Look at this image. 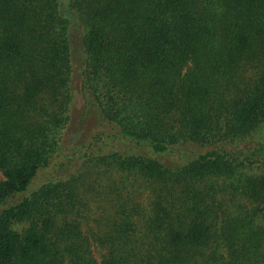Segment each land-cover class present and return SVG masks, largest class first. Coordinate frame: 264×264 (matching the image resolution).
<instances>
[{"label":"trees","instance_id":"16d2710c","mask_svg":"<svg viewBox=\"0 0 264 264\" xmlns=\"http://www.w3.org/2000/svg\"><path fill=\"white\" fill-rule=\"evenodd\" d=\"M0 175V264H264V0H0Z\"/></svg>","mask_w":264,"mask_h":264},{"label":"rangeland","instance_id":"374dc122","mask_svg":"<svg viewBox=\"0 0 264 264\" xmlns=\"http://www.w3.org/2000/svg\"><path fill=\"white\" fill-rule=\"evenodd\" d=\"M74 101V106L69 112V122L63 131V138L68 140V144L71 145L70 149L66 150L60 157L54 158L48 168L39 170L36 178L32 181V184L29 187L30 191L36 190L40 185L46 183L51 178L65 176V168L68 164L72 163L68 167V171L71 169V166H74L73 163L79 164L78 160L71 162L73 158L78 156V152H74L73 155H69V153L72 152L71 147H85L88 144L90 136L95 134V132H99L98 129L107 128L104 126L99 128L94 115L90 111H86L82 114L80 98L78 96H75ZM94 149H96V146H94L90 152H94ZM0 179H2L1 175ZM25 195L26 194L17 195L14 199L9 201V205L18 203L23 197H25Z\"/></svg>","mask_w":264,"mask_h":264}]
</instances>
